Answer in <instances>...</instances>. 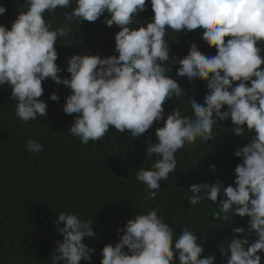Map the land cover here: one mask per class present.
I'll list each match as a JSON object with an SVG mask.
<instances>
[{"label": "clouds", "instance_id": "obj_1", "mask_svg": "<svg viewBox=\"0 0 264 264\" xmlns=\"http://www.w3.org/2000/svg\"><path fill=\"white\" fill-rule=\"evenodd\" d=\"M146 6V0H23L10 27L0 24V86L7 85L10 99L15 101V116L25 123L47 115V104L41 99L44 80L50 78L68 87L71 91L62 111L78 115L67 130L85 145L102 140L110 129L139 137L154 122L163 120V125L155 128V141H146V155L155 159L149 168L138 167L135 171V180L145 186L150 201L157 198L161 182L176 171L177 152L197 140H214V129L220 122L230 119L231 130L237 136L253 133L249 142L234 152L242 162L234 168L233 183L226 187L220 180L191 183L188 202H212L219 208L213 216L221 221L231 222L232 216L247 217L252 239L243 235L245 227H233L227 250L223 242L219 245L221 256L226 264H261L264 55L258 45L264 43V0H150L153 15L140 24L137 13ZM58 9L65 10L63 21L54 26L48 17H55ZM5 13L6 8L0 5V15ZM102 16L106 26L119 28L114 34L115 54H72L64 69L70 77L58 75V38H69L73 25L95 22ZM197 29L202 30V41L209 48L214 46L216 53L205 55L192 42L185 55L170 57L168 32ZM173 65H177V77L206 82L203 103L186 102L190 114L173 107L165 116V102L178 101L185 94L171 75ZM49 98L59 100L55 92L49 93ZM25 147L31 153L43 149L32 138L26 140ZM209 167L215 171L214 164ZM54 224L62 239L55 242L50 264L90 262L95 249L83 241L96 237L92 220L62 211ZM118 231L117 242L102 247L100 264L215 262L214 255L202 256V242L193 230L185 226L177 235L155 208L135 213ZM235 234H241V238Z\"/></svg>", "mask_w": 264, "mask_h": 264}, {"label": "trees", "instance_id": "obj_2", "mask_svg": "<svg viewBox=\"0 0 264 264\" xmlns=\"http://www.w3.org/2000/svg\"><path fill=\"white\" fill-rule=\"evenodd\" d=\"M146 2V9L137 13L140 24H145L153 15L150 0ZM22 3L23 0H0V5L6 8V13L0 15V24L10 27ZM63 11L58 9L55 17H48L54 26L63 21ZM104 19L102 16L95 22L73 25L69 38H58L55 45L56 64L61 68L58 75L70 77L64 69L67 57L72 54H115L114 34L119 28L106 26ZM201 31H169L166 38L170 57L185 55L192 42L203 54L214 55L215 47L209 48L202 41ZM258 46L264 55V43ZM176 67L172 66L171 75L185 94L178 101L165 102V116L173 107H181L185 114H190L186 102L196 100L203 103L207 92L205 81L189 82L186 77H177ZM42 87L41 99L47 104V115L25 123L15 116V101L10 99L7 85L0 86V264H50L55 242L62 239L54 224L62 211L92 220L96 237L85 238L83 242L95 252L90 262L82 260L79 264H100L102 247L117 242L118 229L135 213H146L150 208L158 209L177 235L185 226L193 230L198 242H202V256L214 255V264H226L219 245L223 242L227 250L228 240L234 235L233 227H245L243 235L252 239L253 234H249L246 227L247 217L232 216L231 222L221 221L213 216L219 208L212 202L204 200L191 205L188 189L191 183H214L216 180L225 187L232 184L234 168L242 162L234 152L246 145L253 133L237 136L231 130L230 119L220 122V126L214 129L217 134L214 140L208 143L197 140L177 152L176 171L167 181L161 182L157 198L150 201L145 186L135 180V171L138 167L149 168L155 159V156L146 155V141H155V128L162 126L163 120L154 122L139 137L110 129L102 140L89 141L85 145L67 130L78 114L67 115L62 111L65 97L71 90L50 78L42 82ZM52 92L59 96L58 101L49 98ZM242 127L246 128V125ZM28 138L39 141L43 145L42 151H27L25 143ZM213 164L215 171L209 167ZM235 236L241 238V234ZM258 254L264 264V252Z\"/></svg>", "mask_w": 264, "mask_h": 264}]
</instances>
